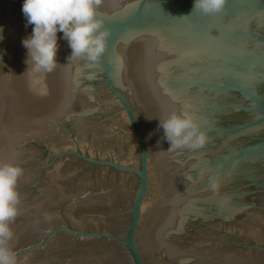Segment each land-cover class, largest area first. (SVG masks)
Masks as SVG:
<instances>
[{
	"label": "water",
	"instance_id": "obj_1",
	"mask_svg": "<svg viewBox=\"0 0 264 264\" xmlns=\"http://www.w3.org/2000/svg\"><path fill=\"white\" fill-rule=\"evenodd\" d=\"M23 0H0V162L22 169L16 264H264V0H100L99 62L30 89ZM208 137L167 151L159 121ZM217 184L215 190L210 179Z\"/></svg>",
	"mask_w": 264,
	"mask_h": 264
},
{
	"label": "clouds",
	"instance_id": "obj_2",
	"mask_svg": "<svg viewBox=\"0 0 264 264\" xmlns=\"http://www.w3.org/2000/svg\"><path fill=\"white\" fill-rule=\"evenodd\" d=\"M226 0H193V11L204 15L222 13ZM100 0H23L21 13L25 27L32 26L31 34L21 40L26 50V72L30 89L38 95L45 93L44 77L55 70L58 51L57 33L71 50L69 59L85 58L90 64L99 62L106 50L109 33L102 29L96 8ZM2 39V37H0ZM163 139L170 147L167 151L182 148L198 149L208 137L186 112L171 113L159 121ZM22 169L0 162V264H16L15 254L7 247L13 233L9 225L18 214L19 196L16 191ZM213 190L217 187L210 179Z\"/></svg>",
	"mask_w": 264,
	"mask_h": 264
}]
</instances>
